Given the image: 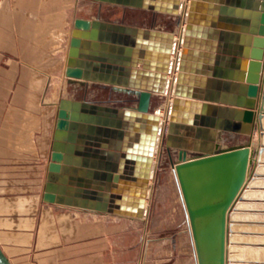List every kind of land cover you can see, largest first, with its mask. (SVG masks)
Wrapping results in <instances>:
<instances>
[{"label":"water","instance_id":"1","mask_svg":"<svg viewBox=\"0 0 264 264\" xmlns=\"http://www.w3.org/2000/svg\"><path fill=\"white\" fill-rule=\"evenodd\" d=\"M102 1L179 14L176 37L171 42V30L154 26L73 17L64 74L79 83L110 84L131 94L134 104L122 108L58 98L41 198L77 205L79 191L93 198L97 190H114L117 211L123 213L128 207V214L139 216L145 210L143 203L133 200L132 206H125V194L148 195L150 154L157 149L163 131L164 138L178 133L207 139V148L177 144L175 158L168 149L167 158L189 224L196 263L227 264L230 209L257 159L254 153L264 148L251 145L255 128L259 139L264 138V0ZM170 52L175 56L169 57ZM171 69L173 73L165 78ZM219 83L237 85L244 92L233 102L237 107L226 114L217 111L224 100L207 89ZM166 88L171 96L163 107V121L158 120L156 109L149 111V103L152 90ZM222 130L244 133L247 139L222 145ZM115 136L116 163L112 167L98 164L113 171L112 175L101 171L97 176L92 160L84 159L79 167L72 157L79 148L105 152L109 138ZM81 174L82 181L78 179ZM110 179L115 183H109ZM128 179L134 184L131 187ZM0 264H10L1 248Z\"/></svg>","mask_w":264,"mask_h":264},{"label":"crops","instance_id":"2","mask_svg":"<svg viewBox=\"0 0 264 264\" xmlns=\"http://www.w3.org/2000/svg\"><path fill=\"white\" fill-rule=\"evenodd\" d=\"M100 11V3L92 0H0V192L1 183L7 181L3 177L11 174L10 160H15L18 156L31 159L35 155L36 158L33 146V142L35 148L37 145L36 134L34 135L32 129L27 130L25 134L20 133L19 122L27 117L25 114L29 101L27 96L40 92L47 96L57 94L59 86H56L53 80L60 78L56 75L59 72L66 81L77 80L64 75L67 42L73 17H99L154 26L171 30V41L176 37L175 31L178 27L176 20L179 14L159 11L163 12V20L158 17L159 22L146 23L136 19L111 18L101 14ZM167 23L171 26H167ZM176 48L178 50L179 46L177 45ZM166 73L170 76L173 69ZM89 82L96 85L88 89L87 95L105 91L112 95L109 105L124 108L133 103L131 94L114 89L110 84L88 80L78 83L81 84V88L85 87L86 91ZM207 89L224 100L218 103L217 109V111L222 110L224 114L237 107L233 102L239 95H244L239 86L231 83L209 85ZM161 93L167 95V102L171 96L169 89L158 94ZM65 97L74 98L71 95ZM85 98L98 102L90 97ZM116 100L121 103H117ZM153 105L156 106V103ZM212 113V110L208 112L209 115ZM54 119L50 138H47L48 154ZM119 119L122 120L123 117L119 116ZM11 121L13 123H10ZM234 135H238L237 138H246L244 133L235 132L221 134V137L229 138ZM109 140L110 147L105 148V152L92 153L79 148L76 153H72V157L78 160L79 167H83L84 159L87 162L92 160L95 165L92 170L97 176L101 171L112 175L113 171L98 167V164L112 167L116 163L118 138L115 136ZM202 141L203 139L181 137L178 133H173L171 137L164 138L162 144L161 141L159 142L153 155L152 178L149 179L145 210L139 216L128 214V207L123 213L117 211L114 190H97L98 194L93 198L84 196L83 192L79 191L77 205L42 199L39 202L37 197H32V194H25L23 200L25 202L19 206L25 209V214L31 216L32 212L36 211L37 205L42 204L41 218L36 222V227L31 229L30 234L33 237L30 238V246L20 244L19 247L15 245L14 249L19 248L20 252L17 254L25 255L23 258L26 264H197L189 224L186 221L171 167L168 162L167 166L162 165V161L167 159V149L174 159L177 144L199 146L198 143ZM205 141L208 143L207 139ZM244 141L240 139V143ZM47 160L44 164V174ZM83 177V174L78 175L81 181ZM96 177L94 178L98 181L99 178ZM128 182L131 183L130 180ZM109 183L115 182L110 179ZM128 185L131 187L134 184ZM126 196L128 199L124 205L132 206L134 196L131 193H127ZM4 197L0 193L1 214L5 209ZM43 216L46 220L42 223ZM44 224L45 230L42 226ZM9 247L11 246H8V249ZM0 248L10 264H23L17 262L19 261L17 257L11 259L10 251L3 250L1 245Z\"/></svg>","mask_w":264,"mask_h":264},{"label":"rangeland","instance_id":"3","mask_svg":"<svg viewBox=\"0 0 264 264\" xmlns=\"http://www.w3.org/2000/svg\"><path fill=\"white\" fill-rule=\"evenodd\" d=\"M92 1L99 2L101 5V14H105V16H110L111 18L121 20L136 19L146 23L159 22L157 21L159 19L158 17L162 20L164 19L163 12L156 10H147L146 8L102 0ZM165 18L167 19L168 16ZM167 26L171 25L167 23ZM59 74L60 72L58 74L56 73L60 78H55L53 80L56 86H59L58 93L53 96H47V94L40 92L35 95L27 96L29 99L25 112L27 117L19 122L21 124V134H25L27 130L32 129L34 135L36 134L37 136L36 148L35 142H33L36 158L33 154L34 156L31 159L26 156H18L15 160H10L9 164L12 165V167L9 171L11 174L4 176L3 179H7V181L1 183L0 193L5 196L3 198L5 201V209L3 214L0 213V245L3 250L10 251L9 257L11 259L17 257V260H19L17 262L23 264H26L25 258H23L25 255L17 254L20 252V249H14V247L15 245L19 247L20 244L26 247L30 246V238L33 237V235L31 236L30 234L32 231L31 229L36 227V222L41 218L40 206L42 204L39 203L37 205L36 211L32 212L31 216L25 214V209H23V207L21 208L19 205L25 202L23 201L25 199V194H32L33 198L37 197L39 202L42 201L41 193L44 181V164L48 158L47 138H50V130L53 119L55 118L58 98L71 95L74 97L73 99L86 100L85 97H90L91 99L97 100L98 102L96 103L108 105L112 101V95L107 94L105 91L87 95L88 89L94 88L96 85L95 83L89 82L88 88L85 91V87L81 88V84H79L78 81H66L64 76ZM130 97H132V95H130ZM166 100L167 95H165V93L152 94L150 97L151 104L149 103V111L159 108L158 111L163 112ZM116 101L119 104L121 103L118 100ZM132 101L133 103H131V105L134 104L133 99ZM155 103L156 106L153 105ZM10 123H13V121ZM164 125L165 122H163V126ZM164 133L165 131H163L160 137L161 144L164 139ZM221 134H227V132L222 130ZM259 134L256 128L252 132L251 145L254 148H259L260 146L264 147V138L259 139ZM237 136L238 135H234L229 138L220 136V143L222 145H235L240 143V139H243V141L247 139L246 135H244L246 138H237ZM19 149L20 148H17V150ZM255 156L257 159L253 161L250 166L247 182L240 195L237 197L233 207L230 209L228 218L227 264H264V148L257 155L254 153V157ZM163 160L162 165L167 166V162L169 164L168 158ZM27 202L26 204H28ZM14 211H16V214H14ZM45 220V216H43L41 219L42 223ZM51 222L52 221H50V224H52ZM42 226L44 227L43 230H45V224ZM8 246H11L9 247L10 249H8Z\"/></svg>","mask_w":264,"mask_h":264},{"label":"bare ground","instance_id":"4","mask_svg":"<svg viewBox=\"0 0 264 264\" xmlns=\"http://www.w3.org/2000/svg\"><path fill=\"white\" fill-rule=\"evenodd\" d=\"M164 36V35H163ZM170 37H171V35H170ZM170 41H171V39H170ZM172 42V41H171ZM176 47H177V45H176ZM175 47V53H176V51H177V48ZM175 53L173 54L172 52H170V53H168V55H169V57H171L172 58V56L174 57L175 56ZM173 54V55H172ZM152 59V58H151ZM167 77H169V75L165 72V78H167ZM167 89V88H166ZM165 89V90H166ZM153 91V93H159V92H162L163 90H152ZM164 92V91H163ZM171 94V93H170ZM155 113H157V115H158V120H163V121H165L166 119H165V113L164 112H162V111H160L159 113H158V109H156L155 110ZM161 115V116H160ZM263 123H264V118H263ZM244 126V128H246V124L245 125H243ZM155 137H156V134H155ZM155 144H156V141H154V146H155ZM198 145L199 146H194V147H196V148H207L208 147V145H209V143H207V142H204V140L202 141V142H200V143H198ZM155 152H156V150H151V159H150V162H152L153 161V155L155 154ZM140 153H142V152H140ZM143 154H148V153H146V152H144ZM153 164V163H152ZM151 170V169H150ZM152 178V177H151ZM149 179H150V171H149V175L147 176V179H146V184L148 185V183H149ZM125 194V193H124ZM126 195V194H125ZM131 195H133L134 197V199L133 200H135V201H141V203H143V206H145V198H146V196H143L142 197V195L141 194H133V193H131ZM142 197V198H141ZM138 205V203L136 204V207H139V205ZM137 209H139V208H137Z\"/></svg>","mask_w":264,"mask_h":264}]
</instances>
